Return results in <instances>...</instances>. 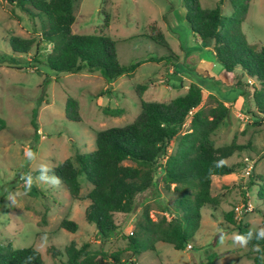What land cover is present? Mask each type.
<instances>
[{
    "label": "rangeland",
    "instance_id": "1",
    "mask_svg": "<svg viewBox=\"0 0 264 264\" xmlns=\"http://www.w3.org/2000/svg\"><path fill=\"white\" fill-rule=\"evenodd\" d=\"M200 1L203 7L213 8L221 0ZM222 2L223 14L230 21L232 7L228 0ZM241 3L248 4L242 32L250 45L260 48L264 46V0H241ZM187 13L185 0H79L72 32L95 33L108 21L104 31L116 41L121 64H137L134 71L108 82L102 69L77 73L51 70L46 54L53 46L41 41L42 17H31L22 7L0 0V117L8 125L0 131L1 241L14 248L35 247L41 252L44 264H67L66 257L54 256L52 248L63 252L72 241L79 246L89 242L92 251L104 248L111 254L119 253V264H254L249 257L256 254V247L234 241L237 231L224 219L223 213L233 211L236 220L248 223L251 229L264 227L261 195L264 193V123H256L261 117L253 115L254 102L250 95H242L245 88L235 86L241 70L225 71L205 48L206 43L192 31ZM153 21L164 30L170 49L146 36V27ZM13 37L32 39L35 44L25 53L14 48L17 45L11 43ZM203 57L205 64H201ZM150 59L162 60L147 62ZM173 65L175 73L170 72ZM181 73L197 79L209 90L214 80L225 86L233 83L232 87L221 88L220 95L231 103V114L212 139L217 146L236 141L249 148L227 159L234 173L213 176V194L219 197L221 205L202 209L198 230L188 226L195 233L190 242L192 249L177 250L170 243L158 241L154 249L133 254L126 237L131 235V228L144 211L154 220L169 217L170 204L177 198L174 185L166 188L162 174L157 175L152 189L137 196L123 232L104 242L97 228L85 217L90 203L87 194L92 189L86 176L82 174L79 178L81 199H74L63 184L50 186L39 181L38 170L41 165L53 169L66 159H75L77 153L95 150L97 132L132 122L141 110L142 100L166 102L185 94L186 90L179 86ZM249 79L244 76L242 81L258 84ZM150 80L152 84L145 91L137 92L138 85ZM69 96L80 104L81 121L66 117ZM209 96L204 92L202 105L208 104ZM189 126L190 118L181 134ZM178 140L168 154L176 151ZM29 148L36 154L32 161L24 155ZM248 156L254 162L250 176L244 171ZM29 175L33 177L30 189L25 181ZM245 204L253 210L246 211ZM64 218L77 222L78 231L62 229L60 223ZM117 219L122 221L124 216L120 214ZM110 264L116 263L110 261Z\"/></svg>",
    "mask_w": 264,
    "mask_h": 264
},
{
    "label": "trees",
    "instance_id": "2",
    "mask_svg": "<svg viewBox=\"0 0 264 264\" xmlns=\"http://www.w3.org/2000/svg\"><path fill=\"white\" fill-rule=\"evenodd\" d=\"M6 1L22 7L31 17H42L41 41L53 46V50L46 54V63L54 72L102 69L105 79L112 82L137 68V64H121L116 41L104 31L108 21L95 33L72 32L76 20L75 6L79 0ZM228 1L233 10L230 21L223 14L222 0L213 8L203 7L200 0H185L187 20L201 41L213 47L216 58L227 73L241 70L235 86L245 88L242 95H250L255 105L252 113L261 117L256 122L261 125L264 123V46L250 45L242 32L248 4L243 5L241 0ZM146 36L155 44L170 49L166 34L157 22L149 23ZM34 41L20 37L11 39V43L17 45L14 48L25 53L30 52ZM39 48L38 43L37 51ZM161 60L150 59L147 62ZM244 76L258 84L243 82ZM149 84L152 80L138 85L137 92L142 93ZM203 101L204 91L193 83L185 94L169 101L142 100L141 110L132 122L98 131L95 150L77 153L75 159H66L53 168L60 183L74 199H81L79 178L82 174L86 176L92 189L87 194L90 203L85 217L97 228L104 242L123 232L128 224L127 217L134 211L137 196L154 187L158 174H162L166 188L174 185L177 198L170 204V218L163 216L154 220L147 210L144 211L134 225L133 235L126 237L133 254L154 249L158 241L170 243L177 250H185L195 236L191 229L198 230L201 226L202 209L205 206L215 209L221 205L219 197L213 194V176L234 173L235 169L227 159L248 149L249 145L233 141L217 146L212 135L230 117L231 109L214 95L209 96L206 106L202 105ZM66 117L72 121L82 120L80 104L70 96L66 101ZM189 118V129L181 134ZM7 126V121L0 117V131ZM176 139H179L176 151L168 154ZM128 161L131 163H126ZM221 161L223 163L217 167ZM261 195L264 198V193ZM245 206L246 211L253 210ZM120 214L124 216L122 221L117 219ZM223 217L235 227L237 234H246L251 229L248 223L238 222L233 211L224 212ZM60 227L71 232L79 229L78 223L69 218H64ZM247 245L261 248L260 253L250 254L249 258L254 264H264V259H261L264 241L253 239ZM52 251L54 256H65L67 264H110V261L119 264L121 261L119 253L111 254L104 248L92 251L89 242L79 246L72 241L63 252L57 248H52ZM0 264H44V261L35 247L14 248L0 240Z\"/></svg>",
    "mask_w": 264,
    "mask_h": 264
},
{
    "label": "clouds",
    "instance_id": "3",
    "mask_svg": "<svg viewBox=\"0 0 264 264\" xmlns=\"http://www.w3.org/2000/svg\"><path fill=\"white\" fill-rule=\"evenodd\" d=\"M25 157L32 161L36 158V154L29 148L24 152ZM223 162H218L217 167L221 166ZM39 175L37 179L43 183H46L50 186H56L60 183V178L55 175L54 170L49 168L47 165H41L39 168ZM26 187L31 188L33 183V177L31 175L25 177ZM234 241L242 246H246L250 241L255 239L256 241H264V227H259L255 229H250L246 234H237L234 236ZM255 251L260 253L262 250L259 247L255 248ZM261 259H264V255L261 256Z\"/></svg>",
    "mask_w": 264,
    "mask_h": 264
},
{
    "label": "crops",
    "instance_id": "4",
    "mask_svg": "<svg viewBox=\"0 0 264 264\" xmlns=\"http://www.w3.org/2000/svg\"><path fill=\"white\" fill-rule=\"evenodd\" d=\"M205 48L208 49V51L211 53V55L213 57H216L215 51H214V49H213L212 46L206 45ZM205 63H207V62H206L205 57H203L201 59V64H205ZM211 64L215 65V62L211 61ZM170 72L175 73V67H174V65H173L172 69L170 70ZM179 76H180L179 86H181L182 89H184V90L187 91L188 88H189V86L193 83V84H196L199 87H201L202 90L204 92H206L207 94L216 96L219 100L223 101L227 106H230L231 105V103L227 99H224L225 97H222V95H220V92H221V88H223V87L229 88L230 86L232 87L233 83L232 84H229L228 86H225V85H220L219 83L215 82V80H214V82L212 83L213 85H211L212 86V90H209L210 88L204 87L200 83V81H198L197 79H195V78L187 75L186 73H181V74H179ZM186 81H188L189 83H186ZM223 96H226V95H223ZM239 96H241L240 93H239Z\"/></svg>",
    "mask_w": 264,
    "mask_h": 264
},
{
    "label": "built area",
    "instance_id": "5",
    "mask_svg": "<svg viewBox=\"0 0 264 264\" xmlns=\"http://www.w3.org/2000/svg\"><path fill=\"white\" fill-rule=\"evenodd\" d=\"M245 164H246V167L244 169L245 173L247 176H250L253 169H254V162H253V159L247 157L246 160H245ZM131 235H133V228H131L130 232H129ZM193 246L191 244H189L187 246V249H192Z\"/></svg>",
    "mask_w": 264,
    "mask_h": 264
}]
</instances>
